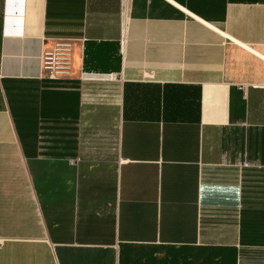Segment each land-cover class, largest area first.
<instances>
[{
	"label": "crops",
	"instance_id": "1",
	"mask_svg": "<svg viewBox=\"0 0 264 264\" xmlns=\"http://www.w3.org/2000/svg\"><path fill=\"white\" fill-rule=\"evenodd\" d=\"M0 264H264V0H0Z\"/></svg>",
	"mask_w": 264,
	"mask_h": 264
},
{
	"label": "built area",
	"instance_id": "2",
	"mask_svg": "<svg viewBox=\"0 0 264 264\" xmlns=\"http://www.w3.org/2000/svg\"><path fill=\"white\" fill-rule=\"evenodd\" d=\"M72 40L58 39L43 52V76L55 80L71 74Z\"/></svg>",
	"mask_w": 264,
	"mask_h": 264
}]
</instances>
